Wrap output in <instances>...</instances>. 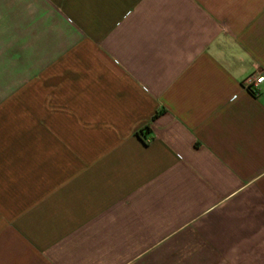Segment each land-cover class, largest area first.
Returning <instances> with one entry per match:
<instances>
[{
    "label": "crops",
    "instance_id": "1",
    "mask_svg": "<svg viewBox=\"0 0 264 264\" xmlns=\"http://www.w3.org/2000/svg\"><path fill=\"white\" fill-rule=\"evenodd\" d=\"M258 74L264 0H0V264H264Z\"/></svg>",
    "mask_w": 264,
    "mask_h": 264
},
{
    "label": "built area",
    "instance_id": "2",
    "mask_svg": "<svg viewBox=\"0 0 264 264\" xmlns=\"http://www.w3.org/2000/svg\"><path fill=\"white\" fill-rule=\"evenodd\" d=\"M264 81V75L263 74H258L257 76H251L246 79V86L248 89L251 91H258L259 85ZM149 143L150 140H147Z\"/></svg>",
    "mask_w": 264,
    "mask_h": 264
},
{
    "label": "trees",
    "instance_id": "3",
    "mask_svg": "<svg viewBox=\"0 0 264 264\" xmlns=\"http://www.w3.org/2000/svg\"><path fill=\"white\" fill-rule=\"evenodd\" d=\"M138 135H141V131H140V132H138Z\"/></svg>",
    "mask_w": 264,
    "mask_h": 264
}]
</instances>
